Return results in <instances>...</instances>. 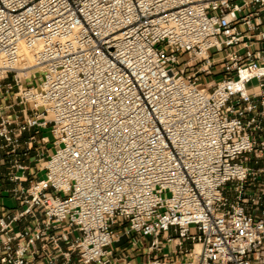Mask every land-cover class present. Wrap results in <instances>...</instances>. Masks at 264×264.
I'll use <instances>...</instances> for the list:
<instances>
[{"label":"built area","instance_id":"1","mask_svg":"<svg viewBox=\"0 0 264 264\" xmlns=\"http://www.w3.org/2000/svg\"><path fill=\"white\" fill-rule=\"evenodd\" d=\"M0 91V264H264V0H0Z\"/></svg>","mask_w":264,"mask_h":264},{"label":"rangeland","instance_id":"2","mask_svg":"<svg viewBox=\"0 0 264 264\" xmlns=\"http://www.w3.org/2000/svg\"><path fill=\"white\" fill-rule=\"evenodd\" d=\"M179 59L181 61L186 59V56H179ZM43 74L39 73L37 74V83H39L42 80ZM217 80L218 77H217ZM0 95H2V91H0ZM46 134L50 136V133L47 131ZM252 166H255L254 163H251ZM7 204H12L11 201L7 199ZM115 231L118 232V228H115ZM120 232V231H119ZM149 239L143 238L142 240L134 235H124L121 238V241L113 246V248H117V254L119 257L129 256V258L126 260L127 262H124L122 264H144L145 260L149 257L148 254V245H149ZM134 243L136 245H134ZM126 249V250H125ZM169 253V249H166L163 252V256L167 255Z\"/></svg>","mask_w":264,"mask_h":264},{"label":"crops","instance_id":"3","mask_svg":"<svg viewBox=\"0 0 264 264\" xmlns=\"http://www.w3.org/2000/svg\"><path fill=\"white\" fill-rule=\"evenodd\" d=\"M7 199L9 201H11L12 204H7ZM2 202L4 203L5 206L9 207V208H14L16 207V202L9 196H5L4 198H2ZM118 256V254H116V257ZM118 258V257H117ZM121 258V257H119ZM127 262V261H126Z\"/></svg>","mask_w":264,"mask_h":264},{"label":"bare ground","instance_id":"4","mask_svg":"<svg viewBox=\"0 0 264 264\" xmlns=\"http://www.w3.org/2000/svg\"><path fill=\"white\" fill-rule=\"evenodd\" d=\"M27 60H28V64H31V62H32V61H31V60H32V57H31V56H28V57H27ZM25 68H26V66H22V67H21L22 71H24ZM25 72L27 73V71H25Z\"/></svg>","mask_w":264,"mask_h":264}]
</instances>
